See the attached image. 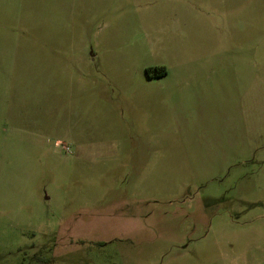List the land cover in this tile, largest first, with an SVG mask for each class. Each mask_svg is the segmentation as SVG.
I'll return each instance as SVG.
<instances>
[{
  "label": "rangeland",
  "instance_id": "rangeland-1",
  "mask_svg": "<svg viewBox=\"0 0 264 264\" xmlns=\"http://www.w3.org/2000/svg\"><path fill=\"white\" fill-rule=\"evenodd\" d=\"M0 264H264V0H0Z\"/></svg>",
  "mask_w": 264,
  "mask_h": 264
},
{
  "label": "trees",
  "instance_id": "trees-1",
  "mask_svg": "<svg viewBox=\"0 0 264 264\" xmlns=\"http://www.w3.org/2000/svg\"><path fill=\"white\" fill-rule=\"evenodd\" d=\"M165 74H166L165 69H164V68H161V69H160V74H159V76H164Z\"/></svg>",
  "mask_w": 264,
  "mask_h": 264
},
{
  "label": "flooded vegetation",
  "instance_id": "flooded-vegetation-1",
  "mask_svg": "<svg viewBox=\"0 0 264 264\" xmlns=\"http://www.w3.org/2000/svg\"><path fill=\"white\" fill-rule=\"evenodd\" d=\"M155 68H157V69H158L159 67H155Z\"/></svg>",
  "mask_w": 264,
  "mask_h": 264
}]
</instances>
